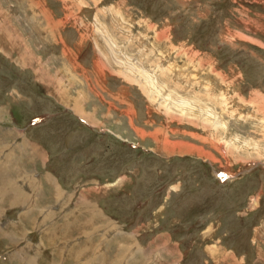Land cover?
<instances>
[{
  "label": "rangeland",
  "instance_id": "rangeland-1",
  "mask_svg": "<svg viewBox=\"0 0 264 264\" xmlns=\"http://www.w3.org/2000/svg\"><path fill=\"white\" fill-rule=\"evenodd\" d=\"M34 1L0 0V264H264V0ZM108 69L143 133L82 103Z\"/></svg>",
  "mask_w": 264,
  "mask_h": 264
},
{
  "label": "crops",
  "instance_id": "crops-1",
  "mask_svg": "<svg viewBox=\"0 0 264 264\" xmlns=\"http://www.w3.org/2000/svg\"><path fill=\"white\" fill-rule=\"evenodd\" d=\"M33 4L37 7L36 10L38 12H40L39 11V7H41L40 1L39 0H36V1L33 2ZM47 15H48L47 17H49V18H45V17H42V16L39 15L40 18H42L44 20L45 26H41V25H39V23L38 24L37 23H34L35 30H38L37 33L39 35H41V36L44 35L45 30H46L47 35H52V37H54L55 36L54 33L56 31H58V28H56V25L58 27V24L59 23L61 24V20L59 21V23L58 22H55V21L52 20V18L49 16V14H47ZM36 19H39V18H36ZM36 27H38V28H36ZM1 30H2V28H1ZM5 30H6V28H5ZM7 33H8V35H11L12 37L15 36L16 38H17V35H19L18 32H16L13 29H12V31L9 30V32H7ZM3 34H5V33L3 31H1L0 37H3ZM45 36H43V37H45ZM17 42L18 41H15L13 43L11 41L9 43H10V45L13 48H15L14 45H17V46L19 45ZM8 46H9V44H8ZM25 48L26 47L24 45L23 46V50H25ZM27 53H30V57H33V54L31 52H27ZM18 58H19L18 59V62L20 64H21V62H24L25 63V61L22 60L21 53H19ZM92 59H93V57H92ZM32 65L34 66V64H30V65L27 64L26 67L28 66V67L31 68V70H33V71H36L37 70V72H39V69H35ZM70 65L71 66H75V64H72V63ZM102 71H103V69L100 70V71H98V80H100ZM41 73H42V71H41ZM91 73L93 74V71H91ZM82 74L84 75V76H82V78H80L82 80V83L83 84H86V86H87L88 81H90V86H88V89L91 90V93L94 92L95 98H96V101H97L96 102L95 99L93 97L89 96L88 94H85L87 98L82 103H86V101H89V103L91 105L90 108L94 112H96L95 111L96 108H99L100 109L98 115H93L95 118H100V116L103 114L102 111L104 109H106L105 108V105L108 104L109 105L110 112H114V114H116V116L113 117L112 119L110 117L108 119H111L112 122H115V123L117 122L119 128H120V125H122V123L125 125V126L123 125L124 127H130L128 125L130 120L134 123V126L136 128H139V127H137L135 125V122L136 121L138 122V119H139L137 117V112H135L136 111V108L134 106L133 100L129 98L130 96L128 94V89H127L128 86H130V87H137V85L130 84L129 82L128 83L127 82H124L121 78H116L115 77V74L112 73V71H110L108 69L107 72L105 71V74L103 76V79H102L103 81L101 82V85H100V81L96 80L97 81L96 83L99 84V85L96 86L97 89H98V91H99L98 92V91L95 90L96 89L95 86L91 84V80H90L89 76L86 74V72L85 73H82ZM112 82H113V85H110V83H112ZM114 82L115 83L118 82L119 84L123 85L125 88H123V87L121 88L120 87L121 85H117L115 87L114 86ZM111 86H112V88H109ZM127 96H129V97H127ZM76 98L78 100V97H76ZM123 101H125V104L123 103ZM83 106H85V105H83ZM127 106H131L130 107V110H129V108ZM102 107H104V108L102 109ZM90 112H92V111H90ZM95 114H97V113H95ZM122 117H124V119ZM123 126H122V130L121 131L122 132L123 131L124 132H127L128 129L123 128ZM139 129H141L140 132L143 133L144 130L142 128H139ZM132 132L136 134V131L133 128H132Z\"/></svg>",
  "mask_w": 264,
  "mask_h": 264
},
{
  "label": "bare ground",
  "instance_id": "bare-ground-1",
  "mask_svg": "<svg viewBox=\"0 0 264 264\" xmlns=\"http://www.w3.org/2000/svg\"><path fill=\"white\" fill-rule=\"evenodd\" d=\"M5 16H6V15H5ZM0 38H3V37H0ZM18 38H19V35H17V39H18ZM3 39H4V38H3ZM17 41H18V40H17ZM22 45L24 46L25 43L22 44ZM26 56H27V57H30V53H26ZM26 56H25V54H22V53H21V57H22V60H23V61H25ZM81 98H82V97H80V98L78 97V100H76V101H81V100H82ZM78 104H79V103H78ZM78 109H79V108H78ZM22 197H23L26 201L29 200V194H28V193H27V194H23ZM20 199H21V197H20ZM19 201H20V200H19ZM22 202H25V201H22V200H21V203H22ZM23 204H24V203H23ZM23 204H22V205H23ZM22 207H23V206H22ZM89 208L94 210V208H93L92 205H89ZM94 212L96 213V211H94ZM96 214H97V213H96ZM24 250H25V251H28V250H26V248H23V249L21 250V252L24 253V252H25ZM29 254H30V253H29ZM24 257H26V256H24ZM25 259H27V263H26V264H28V262H32V261H31L32 259L34 260L33 256H32V257H31V256H27Z\"/></svg>",
  "mask_w": 264,
  "mask_h": 264
},
{
  "label": "trees",
  "instance_id": "trees-1",
  "mask_svg": "<svg viewBox=\"0 0 264 264\" xmlns=\"http://www.w3.org/2000/svg\"><path fill=\"white\" fill-rule=\"evenodd\" d=\"M212 12V11H211ZM222 44V43H221ZM221 44H220V42L219 43H217V45H216V43H215V47H217L216 49L217 50H221V51H223V47L221 46ZM223 45V44H222ZM119 146H123V147H127V148H133V149H135L136 147H137V145H135V147H134V144H130L129 142L128 143H125L124 141H119ZM174 157V156H173ZM175 158V157H174ZM181 158H186V157H181ZM162 159V158H161ZM169 159H173L172 157L171 158H164L163 160H169ZM199 163H203L201 160H199ZM204 164H206V163H204ZM190 166H192V163H191V165ZM170 180H172V178L171 179H169V181ZM215 181H216V179H215ZM217 182V181H216ZM218 184L219 183H223V182H217Z\"/></svg>",
  "mask_w": 264,
  "mask_h": 264
}]
</instances>
